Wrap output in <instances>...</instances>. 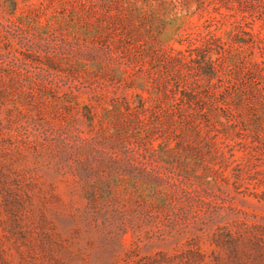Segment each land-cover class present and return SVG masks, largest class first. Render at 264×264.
I'll list each match as a JSON object with an SVG mask.
<instances>
[{
    "label": "rangeland",
    "instance_id": "rangeland-1",
    "mask_svg": "<svg viewBox=\"0 0 264 264\" xmlns=\"http://www.w3.org/2000/svg\"><path fill=\"white\" fill-rule=\"evenodd\" d=\"M264 0H0V264H264Z\"/></svg>",
    "mask_w": 264,
    "mask_h": 264
},
{
    "label": "trees",
    "instance_id": "trees-1",
    "mask_svg": "<svg viewBox=\"0 0 264 264\" xmlns=\"http://www.w3.org/2000/svg\"><path fill=\"white\" fill-rule=\"evenodd\" d=\"M258 196H261V198H263V199H264V192H263V193H261V194H258Z\"/></svg>",
    "mask_w": 264,
    "mask_h": 264
}]
</instances>
